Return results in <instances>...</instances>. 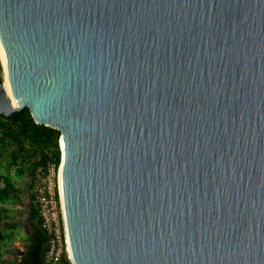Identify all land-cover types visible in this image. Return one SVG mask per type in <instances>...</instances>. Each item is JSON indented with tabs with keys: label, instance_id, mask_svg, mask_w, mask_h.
I'll return each instance as SVG.
<instances>
[{
	"label": "water",
	"instance_id": "1",
	"mask_svg": "<svg viewBox=\"0 0 264 264\" xmlns=\"http://www.w3.org/2000/svg\"><path fill=\"white\" fill-rule=\"evenodd\" d=\"M0 45L74 264H264V0H0Z\"/></svg>",
	"mask_w": 264,
	"mask_h": 264
},
{
	"label": "trees",
	"instance_id": "2",
	"mask_svg": "<svg viewBox=\"0 0 264 264\" xmlns=\"http://www.w3.org/2000/svg\"><path fill=\"white\" fill-rule=\"evenodd\" d=\"M60 134L58 128L38 123L27 106L9 115L0 113V261L3 264H54L47 254L49 236L41 224L39 195L48 163L60 166ZM23 212L27 220L21 216ZM20 230L26 236L19 235ZM23 247L27 250L17 251ZM58 264L70 262L64 255Z\"/></svg>",
	"mask_w": 264,
	"mask_h": 264
},
{
	"label": "built area",
	"instance_id": "3",
	"mask_svg": "<svg viewBox=\"0 0 264 264\" xmlns=\"http://www.w3.org/2000/svg\"><path fill=\"white\" fill-rule=\"evenodd\" d=\"M44 182L40 191L39 201L41 203V224L49 236L48 257L54 264H58L63 256L66 255L70 264H74L70 252L67 222L64 213L60 166L57 168L54 162H49Z\"/></svg>",
	"mask_w": 264,
	"mask_h": 264
},
{
	"label": "bare ground",
	"instance_id": "4",
	"mask_svg": "<svg viewBox=\"0 0 264 264\" xmlns=\"http://www.w3.org/2000/svg\"><path fill=\"white\" fill-rule=\"evenodd\" d=\"M0 53H1V58H2V62H3V66H4L3 67V73L5 74V86L7 88L8 93L11 95V91L9 88V82H8V74H7V70H6V66H5V61H4L1 45H0ZM61 188H62V185H61Z\"/></svg>",
	"mask_w": 264,
	"mask_h": 264
},
{
	"label": "rangeland",
	"instance_id": "5",
	"mask_svg": "<svg viewBox=\"0 0 264 264\" xmlns=\"http://www.w3.org/2000/svg\"><path fill=\"white\" fill-rule=\"evenodd\" d=\"M0 55H1V53H0ZM22 215H23V216H22ZM21 216L23 217L24 220L27 219V217H26L27 214H26L25 212H23V213L21 214ZM19 235H22L23 237L26 236L25 232H23L22 230L19 231ZM20 250H22V248L19 249V250L17 249L18 252H19Z\"/></svg>",
	"mask_w": 264,
	"mask_h": 264
},
{
	"label": "crops",
	"instance_id": "6",
	"mask_svg": "<svg viewBox=\"0 0 264 264\" xmlns=\"http://www.w3.org/2000/svg\"><path fill=\"white\" fill-rule=\"evenodd\" d=\"M26 250H27V247H23L22 250H20L19 252H21V251L24 252V251H26ZM20 255H21V254H20ZM0 264H3V263L0 261Z\"/></svg>",
	"mask_w": 264,
	"mask_h": 264
},
{
	"label": "flooded vegetation",
	"instance_id": "7",
	"mask_svg": "<svg viewBox=\"0 0 264 264\" xmlns=\"http://www.w3.org/2000/svg\"><path fill=\"white\" fill-rule=\"evenodd\" d=\"M27 220V219H26Z\"/></svg>",
	"mask_w": 264,
	"mask_h": 264
}]
</instances>
